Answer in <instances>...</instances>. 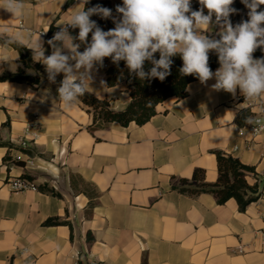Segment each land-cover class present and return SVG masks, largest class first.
<instances>
[{
	"label": "crops",
	"instance_id": "0c3cea01",
	"mask_svg": "<svg viewBox=\"0 0 264 264\" xmlns=\"http://www.w3.org/2000/svg\"><path fill=\"white\" fill-rule=\"evenodd\" d=\"M68 1L25 0L22 18L0 9V26L8 29L0 38L20 42L34 39L36 31H54L72 7H83L74 0L65 9ZM218 31L213 24L207 35L218 39ZM22 67L18 51L0 42V75ZM27 73L40 83L0 82V141L13 145L0 146V264H264V132H240L257 111L248 103L264 99L216 91L215 79L195 81L185 98L159 104L144 125L112 123L91 131L92 118L79 101L66 107L47 73L34 67ZM92 75L88 91L123 110L130 101L126 84L109 87L104 66ZM35 115L40 138L18 163L19 140ZM217 152L255 167L247 180L262 195L245 211L235 199L220 204L210 193L180 190L195 185L197 174L207 183L217 181ZM26 176L58 195L12 192L8 182ZM48 219L61 223L46 226Z\"/></svg>",
	"mask_w": 264,
	"mask_h": 264
},
{
	"label": "clouds",
	"instance_id": "9594fccd",
	"mask_svg": "<svg viewBox=\"0 0 264 264\" xmlns=\"http://www.w3.org/2000/svg\"><path fill=\"white\" fill-rule=\"evenodd\" d=\"M87 2L72 7L68 19L57 24L60 30L47 41L50 55H45L43 33L20 41L33 61L45 66L51 83L63 74L56 91L66 107L87 94L93 69L103 66L105 58L117 65L123 61L130 75L140 80L163 81L170 75L173 57L179 56L181 75L195 76L201 84L215 79L214 90L233 96L239 90L246 100L264 99V57L253 55L257 49L264 51V0H240L248 9V19L235 25L230 19L238 11L232 7L235 0H198V10H193L192 0H122L115 8L117 16L99 4L86 9ZM0 9L13 18L27 12L25 0H0ZM94 15L111 19L114 27L105 31L91 19ZM213 24L219 27L218 39L207 35ZM69 28L78 29V35L73 36ZM7 32L0 26V34ZM211 52L218 58L215 72L209 65ZM146 62L152 65L147 71Z\"/></svg>",
	"mask_w": 264,
	"mask_h": 264
},
{
	"label": "trees",
	"instance_id": "16d2710c",
	"mask_svg": "<svg viewBox=\"0 0 264 264\" xmlns=\"http://www.w3.org/2000/svg\"><path fill=\"white\" fill-rule=\"evenodd\" d=\"M74 0H69L65 9ZM99 4L103 7L112 9V4L109 0H89L84 7L90 8ZM237 9V13L231 15L230 19L233 25L239 23L241 20L248 19L247 11L244 10L245 6L240 0H235L232 5ZM193 10H198L197 7H192ZM113 12V9H112ZM207 14V11H205ZM114 16V12H113ZM91 19L95 20L97 24L105 31L114 27L111 19L104 20L99 16H92ZM78 29H71L70 33L73 36L78 35ZM91 35H89V41ZM1 43L9 44L16 51H18L23 67L16 73H5L0 75V82H19L35 85L40 83V77L27 73L28 68L34 67L41 73H46L45 66L40 63H35L32 59V53L27 49L23 43L19 41H11L0 38ZM78 42V41H77ZM84 45L81 44L80 51L84 50ZM209 65L212 71L219 67L217 55L214 52L210 54ZM159 58V54H156ZM106 65V83L109 87L126 84L127 90L130 95V101L123 110H113L110 107L108 99H102L95 96L91 92L79 98V102L83 109L88 112L92 118L89 129L95 131L99 128H106L112 123H119L127 127L131 123L137 125H144L157 114V106L169 98L181 100L188 95V87L192 82L199 81L195 76L181 75L179 69L182 66V60L179 56L173 57V64L171 66L170 75L165 80L159 79L140 80L133 75H130L129 70L125 63L121 61L118 65L114 64L110 58H105L103 66ZM152 65L148 62L145 64V70H149ZM62 78L57 75L56 82L59 86ZM249 112H243L238 117V122L243 124L247 121ZM0 146L13 147L10 143L0 141ZM27 152V150H25ZM218 164V179L215 183H207L204 181L203 174L195 175L197 183L195 185H188L180 190L189 195H198L201 193H210L217 198V202L223 204L230 199L237 200L239 207L245 211L247 207L253 202L257 201L262 193L258 184H249L247 177L249 174L255 173V167L243 164L239 159L223 152H217ZM9 156L5 158L8 160ZM22 163V161H18ZM28 178V176H26ZM29 179V178H28ZM39 190L47 191L53 195L58 193L48 187H38ZM61 222L56 219H48L44 224L46 226L57 225Z\"/></svg>",
	"mask_w": 264,
	"mask_h": 264
},
{
	"label": "built area",
	"instance_id": "2783aa9c",
	"mask_svg": "<svg viewBox=\"0 0 264 264\" xmlns=\"http://www.w3.org/2000/svg\"><path fill=\"white\" fill-rule=\"evenodd\" d=\"M118 4H122V3H116L112 5L114 16H117V13L115 12V8H116V5ZM198 6H199L198 0L192 1V7H198ZM59 30L60 28L57 27L54 31H51V32L46 31V30H41V31H36V32H38L39 34L43 33L42 36L46 39V41H48L52 38L54 33H56ZM69 31H70V28H69ZM256 52H259L264 55V51H262L261 49H257ZM104 67L106 69L107 66L104 65ZM248 106L250 110L254 111L255 109H257V111H255L253 123L242 127L240 129V132L244 133L248 131L253 136H257L264 132V101H259V102L250 101L248 103ZM40 130H41V125H40L39 116L35 115L31 120H29L26 123L23 135L20 138L19 143H18L20 150L17 152L15 156V161L24 160V156H25L24 150L28 149L31 143L36 142L40 138ZM8 185L12 192L38 190V186L32 180L25 178V177L12 178L8 182ZM237 250L239 252H242L243 248L239 247ZM74 258H78V253L74 254ZM91 264H99V263L96 261H93Z\"/></svg>",
	"mask_w": 264,
	"mask_h": 264
}]
</instances>
